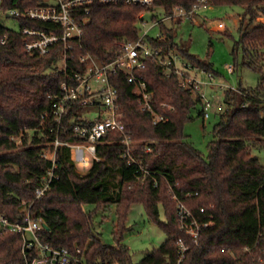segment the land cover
I'll return each instance as SVG.
<instances>
[{"label":"trees","instance_id":"16d2710c","mask_svg":"<svg viewBox=\"0 0 264 264\" xmlns=\"http://www.w3.org/2000/svg\"><path fill=\"white\" fill-rule=\"evenodd\" d=\"M43 0H2L0 9L27 10ZM195 0H154L152 7L124 4H94L80 39L69 41L68 70L64 71L60 56L63 45L53 48L45 57L28 54L23 45L22 27L41 24L17 20L14 31L0 22V209L15 222H23L24 203L33 219L42 220L43 241L50 246L65 247L84 264H179L176 241L184 237L178 226L174 194L191 208H206L210 227L202 231L200 244L194 245L180 264H264V222L252 240L243 233L244 215L259 209L264 215V161L254 152L264 151V0H208L212 8L241 7L237 32L239 40L233 49L243 50V66L262 74L256 89L228 90L223 110L214 127V141L204 155L187 141L184 129L193 120L192 111L200 104L192 90L180 86L178 75L168 77L158 56L149 59L142 71L153 93V107L165 113L162 104L174 108L165 123L152 124V117L137 105L133 86L120 73L113 78L120 99L122 121L131 141L129 165L121 138L110 134L97 148L99 161L80 174L70 160V151L58 149L54 165L43 157L49 140L41 125L42 116L50 112L48 96L58 93L68 80L71 69L80 68V58L91 56L99 63L112 61L119 41L136 43L142 37L140 23L144 14L157 12L152 19L160 21L173 14L175 8L192 11ZM143 12L142 17L140 14ZM161 37L146 41L159 55L178 52L198 68L213 73V65L193 55L175 40L174 29L159 23ZM228 36V34H226ZM5 43L2 44V40ZM238 69L235 61L234 73ZM200 116L203 117L202 112ZM66 119V126H71ZM62 140L76 139L65 133ZM150 149V151H147ZM140 167L151 173L139 181ZM53 173L50 189L36 200L35 190L42 178ZM154 179L158 186L154 187ZM198 193V196L195 194ZM189 194H193L191 198ZM94 204L106 212L116 205L115 247L104 245L92 229L93 214L83 211ZM132 204H143L150 220L167 234L160 247L149 251L142 262L135 263L128 247L121 245L131 227L126 226ZM159 206L167 222L159 220ZM21 237L0 231V264L22 263Z\"/></svg>","mask_w":264,"mask_h":264},{"label":"built area","instance_id":"2783aa9c","mask_svg":"<svg viewBox=\"0 0 264 264\" xmlns=\"http://www.w3.org/2000/svg\"><path fill=\"white\" fill-rule=\"evenodd\" d=\"M154 0H43L42 4L34 9L24 11L15 9H0L1 17L14 20H25L43 25L41 27H22L20 29L24 37V47L28 54L45 57L51 54L57 45L65 46L60 60L64 71L68 70V44L69 41L80 39L88 21L87 15L90 13V6L94 4H124L139 5L142 7H152ZM2 0H0V4ZM208 0H195V8L192 11H184L177 7L168 18L160 19L156 24L165 21H186L192 19L194 15H199L204 9L212 8L207 5ZM142 17V15L140 16ZM264 18H259L262 21ZM162 20V21H161ZM146 25L145 23H143ZM227 29V24L218 22L215 31L221 32ZM147 31L136 43L129 41H119L118 49L112 61L99 63L91 56L81 57L80 68L71 69L68 73V80L63 82L58 93L48 96L50 101V112L44 113L41 125L46 130V137L49 140L48 147L44 150L43 157L52 162L56 168V154L59 148L65 147L70 151V160L74 162L78 171L87 173L92 165L99 161L97 148L99 143L110 134L121 138V143L126 147V157H130L131 143L126 126L122 121V113L119 105L120 95L113 84V78L120 73L127 76V82L133 86L137 105L142 112L152 117V124L157 125L169 120L168 113L174 110L168 104H162L161 108L165 113H158L153 107L154 96L148 89L145 76L142 71L146 67V62L158 56L164 68V73L171 77L176 74L180 80V86L187 90H192L199 98L202 107L203 119L209 117L207 112L211 106L207 99L206 87L214 86L215 76L213 73L204 71L195 66V71L202 73L205 78H198L194 75L193 67L189 66L182 70L179 67L180 58L175 53L171 55H159V50L154 49L146 41ZM161 37V35L159 36ZM5 39L2 40V44ZM229 73H234L233 66H228ZM200 75V74H199ZM219 89L236 91L225 85ZM93 106L99 112L94 119H84L80 116L81 108ZM71 117L66 126V119ZM65 133L69 137L76 139L62 140L61 134ZM147 151H150L148 149ZM129 165L137 164V161L130 157ZM139 181L144 182L151 173L140 167ZM53 173L49 172L42 178L39 187L35 190L36 200L44 197L52 184ZM158 183L154 179V187ZM172 199L176 202L178 226L184 237L176 241L177 260L182 263L194 245H199L202 231L212 224V216L206 219V208L200 207L198 211L191 208L184 201L174 194L171 187ZM193 194H189L191 198ZM198 196V193L195 194ZM22 212L25 214L23 222L12 221L7 214L0 209V231L4 234H18L21 237L22 263L15 264H84L65 247H52L43 241L42 230L44 224L42 220L33 219L26 203L23 204Z\"/></svg>","mask_w":264,"mask_h":264},{"label":"rangeland","instance_id":"374dc122","mask_svg":"<svg viewBox=\"0 0 264 264\" xmlns=\"http://www.w3.org/2000/svg\"><path fill=\"white\" fill-rule=\"evenodd\" d=\"M243 12L241 7L230 8H206L199 15H194L192 19L178 22L164 21L174 29L175 40L180 46L190 49V52L202 60H208L213 65V71L217 73L214 80V86L206 87L207 99L211 106L207 111L209 117L206 120L200 116L202 107L197 106L192 111L193 120L186 124L184 133L187 141L191 142L204 155H207V146L214 141V127L218 124L220 116L225 109L223 104L225 91L219 89L222 84L228 88L238 90L239 87L244 89H256L262 74L259 71H253L243 66V50L239 48L236 55L233 53L235 42L239 40L237 32L239 23V14ZM143 12L140 14V16ZM158 16L157 12L144 14V24L140 23L141 36L147 31L148 38H157L161 35L160 27L152 16ZM160 19H163L160 17ZM162 21V20H161ZM223 21L227 24L225 31H215L218 22ZM264 21V19H262ZM0 22L6 28L18 31V21L1 17ZM228 34V36H226ZM179 67L182 70L189 66L193 67L194 75L202 79L205 76L199 71H195V66L189 60L182 57L178 52ZM235 61L238 63V69L235 73H229L228 66H234ZM200 74V75H199ZM99 112L97 107L88 106L81 108L80 116L84 119L92 120ZM254 155L260 156L264 161V151L254 152ZM80 174H85L79 170ZM167 192L169 190L167 189ZM171 195V192H169ZM159 220L167 222V215L162 206H159ZM83 211L92 213V229L96 237H99L106 246L115 247L114 226L117 222V207L111 205L106 212L97 211L94 204L84 205ZM127 215L126 226L131 227V232L125 235L121 245L127 246L131 252L132 260L135 263L142 262L146 254L154 248L160 247L167 240V234L150 217L143 204H132ZM242 222L245 224L243 236L252 240L264 222V215L259 209L250 211L243 216Z\"/></svg>","mask_w":264,"mask_h":264},{"label":"water","instance_id":"95a60500","mask_svg":"<svg viewBox=\"0 0 264 264\" xmlns=\"http://www.w3.org/2000/svg\"><path fill=\"white\" fill-rule=\"evenodd\" d=\"M46 228V226H44Z\"/></svg>","mask_w":264,"mask_h":264}]
</instances>
